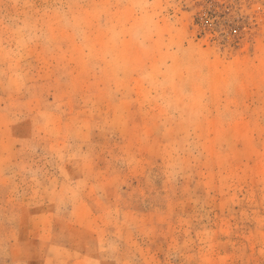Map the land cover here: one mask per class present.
<instances>
[{
	"label": "rangeland",
	"instance_id": "rangeland-1",
	"mask_svg": "<svg viewBox=\"0 0 264 264\" xmlns=\"http://www.w3.org/2000/svg\"><path fill=\"white\" fill-rule=\"evenodd\" d=\"M0 264H264V0H0Z\"/></svg>",
	"mask_w": 264,
	"mask_h": 264
}]
</instances>
